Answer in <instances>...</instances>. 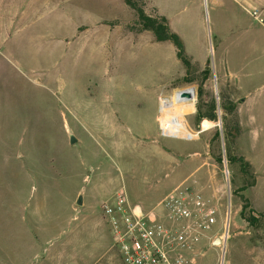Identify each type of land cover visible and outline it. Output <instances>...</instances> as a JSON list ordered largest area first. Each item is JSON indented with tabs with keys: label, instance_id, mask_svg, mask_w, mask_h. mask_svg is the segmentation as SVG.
<instances>
[{
	"label": "rangeland",
	"instance_id": "rangeland-1",
	"mask_svg": "<svg viewBox=\"0 0 264 264\" xmlns=\"http://www.w3.org/2000/svg\"><path fill=\"white\" fill-rule=\"evenodd\" d=\"M144 3L145 13L163 16L182 42L188 73L170 41L151 43V33L135 30V15L123 0H0V264L36 263L29 237L56 215L64 223L76 217L74 226L87 235L102 234L96 253L103 255L99 264H108L104 245L109 235L113 241L102 204L123 191L130 204L156 211L177 186L217 210L194 248L201 264H264L241 252L255 243L264 251L262 25L229 1L230 10L210 0ZM205 63L211 74L204 104L210 95L218 102L222 93L240 101L232 149L255 177L241 193L246 216L258 218L253 227L239 216L243 199L233 191L246 181L223 157L221 122L196 125ZM184 89H193L195 100L183 122L197 136L186 127L190 136H164L159 102ZM216 128L220 139L211 142ZM240 225L249 232L244 240L233 235ZM225 232L224 244L212 243ZM117 251L115 264H122Z\"/></svg>",
	"mask_w": 264,
	"mask_h": 264
},
{
	"label": "built area",
	"instance_id": "built-area-1",
	"mask_svg": "<svg viewBox=\"0 0 264 264\" xmlns=\"http://www.w3.org/2000/svg\"><path fill=\"white\" fill-rule=\"evenodd\" d=\"M246 13L264 26L259 10ZM204 124L207 123L201 124L202 129ZM155 207L156 211H143L130 204L123 191L114 195L112 204H102V216L111 228L113 246L122 264H201L194 248L215 224L216 208L182 186ZM220 240L224 244L226 239Z\"/></svg>",
	"mask_w": 264,
	"mask_h": 264
},
{
	"label": "trees",
	"instance_id": "trees-1",
	"mask_svg": "<svg viewBox=\"0 0 264 264\" xmlns=\"http://www.w3.org/2000/svg\"><path fill=\"white\" fill-rule=\"evenodd\" d=\"M124 4L133 11L135 15V26L137 32L147 31L152 33L156 42L170 41L176 49V57L185 68L188 73L191 68V63L184 53L183 45L176 34L172 33L167 20L161 16H149L144 10V0H123ZM210 68L204 67L199 73V86L197 90V104L195 121L196 125L199 126L200 122L207 120L212 123L217 121L221 122L222 132L220 129L214 130V134L211 142H218L220 135L224 142V158L228 166H237L238 172L246 181L238 190L233 191V194H239L243 199L239 216L242 220L246 221L249 226L253 227L258 222V218L252 216H246V210L248 209V200L243 198V194L247 189L252 188L255 185V177L252 172V167L243 156L234 155L232 147L234 146L235 139L240 134V125L238 121V112L236 102L233 101L227 94H219L218 102L209 96L208 102L204 104L203 100V89L210 81ZM221 153L218 151L215 156V162L218 166L222 165L223 159ZM251 211V210H250ZM252 213V212H251ZM259 217H264L263 214H259Z\"/></svg>",
	"mask_w": 264,
	"mask_h": 264
},
{
	"label": "crops",
	"instance_id": "crops-1",
	"mask_svg": "<svg viewBox=\"0 0 264 264\" xmlns=\"http://www.w3.org/2000/svg\"><path fill=\"white\" fill-rule=\"evenodd\" d=\"M210 1L213 4V6L216 7V9H221V10L222 9L226 10V8H228L227 7L228 1L231 2L232 5L236 6L238 9L242 10L244 13H246V10H251L255 8L260 11L262 18L264 19V0H210ZM228 9L230 10V8ZM261 29L264 31V26H262ZM143 32L147 33V31H143ZM151 43H161V42H156L153 37L151 39ZM222 82L228 83L226 80H223ZM170 97L160 100L159 113L161 112V105L165 101L168 102ZM234 101L236 102V107H237V105L240 103V101L238 100V96H236ZM166 136L172 138H183V137L167 135V134ZM198 180L199 178H197V181ZM82 204L83 203L81 200V203L79 205L77 204V206H81ZM74 209H75L74 204L71 203L69 206V210L73 212ZM251 209L253 215H255L256 213L254 212L252 206ZM56 216L49 218L45 222L44 231L32 232L29 237V239L34 242V253L32 254L33 255L32 260L34 262L35 260L37 261L34 264H99L103 255L99 256L96 253V251H99L98 248H100L102 244L96 241L98 238H100L101 241L104 240V236L99 233L100 235H96L95 237V235H87L81 232L79 227H77L78 225L76 227L74 226V222L78 221L77 219L75 220L76 217H72L71 220L65 221L64 223L62 220H60V218ZM241 222L244 226L245 221L241 219ZM41 225L42 222L39 223V226ZM94 229L95 228L92 229L93 230L92 232L88 231L90 229L84 232H87L88 234H92L94 232ZM242 229L243 227L241 225L235 227V232L233 235H237L238 237H240V239L244 240L245 239L244 235H249V232L242 233L240 231ZM91 237H94L93 245H91L92 244L91 243L89 247L88 242L92 239ZM109 239H110V235L108 241L104 245L105 256H108V264H115L117 262V256L114 252L115 247H113L111 239H110L111 244L109 243ZM212 243H214V240H212ZM241 252L243 254H246L247 256L255 257V259L258 262L264 261L263 259H259V257H264V251L263 249H261V246L260 247L258 246V243L250 244L249 247L247 248L246 246L245 248L244 247L241 248ZM117 254L119 257L118 251Z\"/></svg>",
	"mask_w": 264,
	"mask_h": 264
},
{
	"label": "bare ground",
	"instance_id": "bare-ground-1",
	"mask_svg": "<svg viewBox=\"0 0 264 264\" xmlns=\"http://www.w3.org/2000/svg\"><path fill=\"white\" fill-rule=\"evenodd\" d=\"M180 92L172 95L168 102L165 101L161 105V112L159 113L161 117L158 119L160 130L164 136H166V134L179 137L190 136L185 130L186 125L183 120H185L184 117L190 116V114L194 112L195 93L193 89H185V92H187L190 97H181ZM188 131L196 135V133L191 132L189 129ZM224 237L227 239L226 232L224 233L223 241L225 240Z\"/></svg>",
	"mask_w": 264,
	"mask_h": 264
},
{
	"label": "water",
	"instance_id": "water-1",
	"mask_svg": "<svg viewBox=\"0 0 264 264\" xmlns=\"http://www.w3.org/2000/svg\"><path fill=\"white\" fill-rule=\"evenodd\" d=\"M208 66H209V63H205V67H208ZM180 91H181V92H180V96H181V97H190L189 94H187V92H185V89H184L183 91H182V90H180ZM80 203H81V200H79V201L77 202L78 205H79ZM213 244L220 246V245H221V240H220L219 238H215Z\"/></svg>",
	"mask_w": 264,
	"mask_h": 264
}]
</instances>
